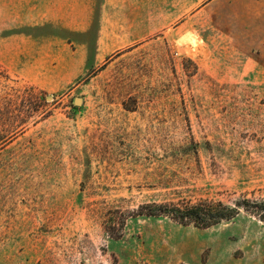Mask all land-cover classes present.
Segmentation results:
<instances>
[{
  "label": "rangeland",
  "instance_id": "obj_1",
  "mask_svg": "<svg viewBox=\"0 0 264 264\" xmlns=\"http://www.w3.org/2000/svg\"><path fill=\"white\" fill-rule=\"evenodd\" d=\"M204 198L264 200V0H0V264H264L128 215Z\"/></svg>",
  "mask_w": 264,
  "mask_h": 264
},
{
  "label": "trees",
  "instance_id": "obj_2",
  "mask_svg": "<svg viewBox=\"0 0 264 264\" xmlns=\"http://www.w3.org/2000/svg\"><path fill=\"white\" fill-rule=\"evenodd\" d=\"M240 208L254 214L264 222V200L248 198L235 200L232 204L207 198L199 199L193 203L182 201L145 204L139 206L136 212L128 215H165L183 225L193 224L205 228L235 217Z\"/></svg>",
  "mask_w": 264,
  "mask_h": 264
},
{
  "label": "water",
  "instance_id": "obj_3",
  "mask_svg": "<svg viewBox=\"0 0 264 264\" xmlns=\"http://www.w3.org/2000/svg\"><path fill=\"white\" fill-rule=\"evenodd\" d=\"M80 100H81V98L76 97V98L74 99V103H75V104H78V103L80 102Z\"/></svg>",
  "mask_w": 264,
  "mask_h": 264
},
{
  "label": "crops",
  "instance_id": "obj_4",
  "mask_svg": "<svg viewBox=\"0 0 264 264\" xmlns=\"http://www.w3.org/2000/svg\"><path fill=\"white\" fill-rule=\"evenodd\" d=\"M96 1V0H95Z\"/></svg>",
  "mask_w": 264,
  "mask_h": 264
}]
</instances>
